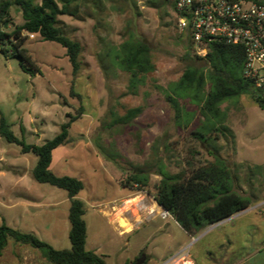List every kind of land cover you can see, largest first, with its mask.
I'll list each match as a JSON object with an SVG mask.
<instances>
[{
  "label": "rangeland",
  "instance_id": "rangeland-1",
  "mask_svg": "<svg viewBox=\"0 0 264 264\" xmlns=\"http://www.w3.org/2000/svg\"><path fill=\"white\" fill-rule=\"evenodd\" d=\"M151 1L79 0L77 17H59L65 34L82 46L81 70L75 78L66 49L39 35L35 39L29 35L24 47L35 64L31 69L40 74L25 72L18 59L0 52V119L3 116L27 144L42 145L60 133L68 114L84 109L71 126L69 144L54 152L51 169L58 176L83 182L78 198L86 209V248L103 256L106 264H134L141 254L146 256L144 264H180V256L189 253L196 264H226L229 257L242 258L247 243L251 251L263 250L244 264H264V220L259 219L264 218V109L251 96L222 106L235 138L221 137L218 146L230 167L239 171L241 193L255 195V205L263 204L259 211L208 228L194 240L172 216L164 218L165 211L162 217L152 218L153 211L145 209L144 205L155 202L158 159L173 173L188 159L194 158L198 165L212 161L191 135L201 122L198 109L186 104L198 116L189 129L182 130L162 95L160 88L178 81L184 72L187 37L179 38L173 10L160 0L154 7ZM23 23L20 8L12 5L5 30L12 32ZM128 23L150 44L156 68L135 94L129 91L130 76L112 67L105 56L110 46L123 42ZM73 80L81 100L71 96ZM136 108L142 112L130 123L110 125L113 114L124 117ZM37 161V156L22 154L20 146L0 135V226L5 220L11 228L33 234L57 250H70L68 193L34 179ZM138 169L151 172L149 187L144 191L123 187L121 183ZM131 198L142 205L130 204ZM125 204L132 206L136 216L130 218V233L122 232L114 219L122 215L121 209L125 212ZM0 264L48 263L40 251L10 239L0 253Z\"/></svg>",
  "mask_w": 264,
  "mask_h": 264
},
{
  "label": "trees",
  "instance_id": "trees-1",
  "mask_svg": "<svg viewBox=\"0 0 264 264\" xmlns=\"http://www.w3.org/2000/svg\"><path fill=\"white\" fill-rule=\"evenodd\" d=\"M160 1L161 5H168L173 10L171 3ZM78 2L79 0H42L37 4L36 0H0V52L6 57L18 59L25 72L40 74L39 70L31 69L35 64L24 47L29 35H39L43 41L57 43L66 49L75 78L81 70L82 46L65 34L59 17H77ZM150 3L158 7L155 0ZM12 5L20 8L24 23L12 32H7L5 25L10 21ZM179 38L182 39V36ZM186 43L188 52L183 58L185 69L182 76L178 81L160 89L165 101L174 110V123L178 128L189 129L199 114L200 125L191 135L202 144L212 161L198 165L194 158L188 159L184 167L179 166L180 170L173 173L162 159H158L155 175L160 177V182L155 185L154 199L189 236L198 237L211 226L249 209L257 202L255 195L245 196L241 193L239 171L233 170L221 155L218 141L221 137L227 138L228 134L235 138L226 124L227 113L222 109L225 103L237 102L243 96H251L261 109H264V103L254 84L244 75L246 54L242 46L213 42L207 46V54L203 56L198 53L190 38L187 37ZM151 53L150 44L132 23H128L123 42L110 46L105 56L112 67L130 76L129 91L135 94L146 83L147 76L156 69ZM74 80L71 96L81 100L82 96L75 91ZM187 103L195 106L198 114L190 111ZM141 112V108H136L129 110L124 117L113 114L114 119L110 125L114 127L130 123ZM83 114L82 107L77 115L68 114L69 120L62 124L60 133L42 145L27 144L24 139L16 137L10 124L1 116L0 135L8 143L20 146L22 154L37 156L34 179L68 193L71 224L69 238L72 247L70 250H57L33 234L11 228L3 220L0 226V253L7 247L9 240L13 239L40 251L48 264H106L103 256L86 248V209L84 201L78 198L84 189L83 182L71 176H58L51 169L54 152L69 144L71 126ZM101 152L107 159L113 160V156L103 150ZM256 169L261 171L262 166H257ZM150 177L149 170L138 169L121 185L132 191H144L150 185Z\"/></svg>",
  "mask_w": 264,
  "mask_h": 264
},
{
  "label": "built area",
  "instance_id": "built-area-1",
  "mask_svg": "<svg viewBox=\"0 0 264 264\" xmlns=\"http://www.w3.org/2000/svg\"><path fill=\"white\" fill-rule=\"evenodd\" d=\"M173 5L177 31L200 55L220 42L245 49V77L264 103V3L256 0H166ZM35 39V35H30ZM170 215L163 212V217ZM171 216V215H170Z\"/></svg>",
  "mask_w": 264,
  "mask_h": 264
},
{
  "label": "crops",
  "instance_id": "crops-1",
  "mask_svg": "<svg viewBox=\"0 0 264 264\" xmlns=\"http://www.w3.org/2000/svg\"><path fill=\"white\" fill-rule=\"evenodd\" d=\"M129 201H131V203L130 204H134L135 206H137V205H140V204H142V202H140V203H138L137 201H136V198H131ZM135 202H136V204H135ZM156 206H155V205ZM154 204H146V205H144L145 206V209H151L152 211H154V212H152L151 214H149V216L150 217H152V218H156V217H158V216H161L162 217V215H161V212H162V208L157 204V202L155 201L154 202ZM262 203L260 204H257V205H254V206H252V207H250L249 209H247V210H245V211H243V212H241V213H239V214H237V215H234V216H232V217H230V218H228V219H226V220H224V221H222L221 223H219V224H217V225H221V224H223L224 222H226V221H228V220H232V219H238V218H240V217H242L243 215H248L249 213H252V212H257V211H259V209L262 207ZM125 206V208L127 209V210H125V212L123 211V209H121V214L122 215H117L114 219L116 220V222H118V224L123 228V231L122 232H124V233H130V232H132V228H133V224H132V221H130V218L132 219V218H135V216H133V210H132V206L130 207L129 205H124ZM147 206H149V207H147ZM150 206H153V208L152 207H150ZM154 209V210H153ZM164 211V210H163ZM111 213V215L113 216V214H112V212H109V214ZM127 216H129V217H127ZM260 220H264V218H259ZM174 220V219H173ZM175 221V220H174ZM122 222V223H121ZM124 222V223H123ZM127 222V223H126ZM176 222V221H175ZM122 224L124 225V227L122 226ZM178 225V224H177ZM217 225H214V226H211L210 228H212V227H215V226H217ZM179 226V225H178ZM131 227V228H130ZM180 227V226H179ZM246 229V228H245ZM245 231H247V230H245ZM191 239H194V240H196L195 238L196 237H191V236H189ZM260 245V244H259ZM250 248V244L249 243H247V245H246V247H244V251H243V254H244V258L242 257V258H240V259H238V260H234L233 261V259L234 258H232V257H229L228 259H227V261H226V264H244L245 262H246V260H248L250 257H252L254 254H256V253H261L262 252V250L260 249V248H263V247H258L257 249H255V251L253 250V251H251V249H249ZM180 257H182L184 260H183V262H181L180 264H196V261L194 260V257H193V255L191 254V253H189V254H185V255H182V256H180ZM180 257L178 258H176V259H174V261L173 262H175V261H177L178 259H180ZM175 264V263H174Z\"/></svg>",
  "mask_w": 264,
  "mask_h": 264
},
{
  "label": "water",
  "instance_id": "water-1",
  "mask_svg": "<svg viewBox=\"0 0 264 264\" xmlns=\"http://www.w3.org/2000/svg\"><path fill=\"white\" fill-rule=\"evenodd\" d=\"M8 23H6L5 26H7ZM146 261V256H143L140 260H138L137 264H144V262Z\"/></svg>",
  "mask_w": 264,
  "mask_h": 264
},
{
  "label": "bare ground",
  "instance_id": "bare-ground-1",
  "mask_svg": "<svg viewBox=\"0 0 264 264\" xmlns=\"http://www.w3.org/2000/svg\"><path fill=\"white\" fill-rule=\"evenodd\" d=\"M139 201V200H138ZM127 202V201H126ZM125 202V203H126ZM128 202H131V201H128ZM141 202V201H140ZM140 202H138V203H140ZM135 204H136V202H135ZM142 205V204H141ZM155 205V204H154ZM156 206V205H155ZM131 207V206H130ZM147 207H149V206H147ZM150 207H152L153 208V206H150ZM126 209V208H125ZM141 209V208H140ZM144 209V208H143ZM127 210V209H126ZM135 210V209H134ZM154 210V209H153ZM139 211V210H138ZM141 211H142V209H141ZM149 211V210H148ZM155 211V210H154ZM153 211V212H154ZM141 214V213H140ZM114 215V214H113ZM136 217V216H135ZM140 219V218H139ZM138 220V219H137ZM122 223V222H121ZM124 223V222H123ZM127 223V222H126ZM122 226L124 227V225L122 224ZM122 228V227H121ZM131 228V227H130ZM184 260V259H183ZM178 264V263H177Z\"/></svg>",
  "mask_w": 264,
  "mask_h": 264
},
{
  "label": "flooded vegetation",
  "instance_id": "flooded-vegetation-1",
  "mask_svg": "<svg viewBox=\"0 0 264 264\" xmlns=\"http://www.w3.org/2000/svg\"><path fill=\"white\" fill-rule=\"evenodd\" d=\"M143 256H145V254H141V256H139V258H137V260L134 262V264H137L138 260H140Z\"/></svg>",
  "mask_w": 264,
  "mask_h": 264
}]
</instances>
